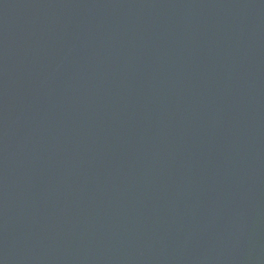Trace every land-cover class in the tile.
I'll return each instance as SVG.
<instances>
[{
  "label": "water",
  "instance_id": "obj_1",
  "mask_svg": "<svg viewBox=\"0 0 264 264\" xmlns=\"http://www.w3.org/2000/svg\"><path fill=\"white\" fill-rule=\"evenodd\" d=\"M0 264H264V0H0Z\"/></svg>",
  "mask_w": 264,
  "mask_h": 264
}]
</instances>
